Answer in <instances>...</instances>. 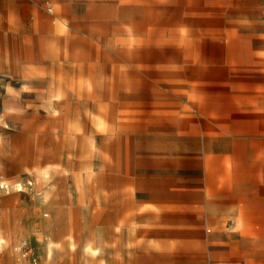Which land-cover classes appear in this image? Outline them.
I'll return each instance as SVG.
<instances>
[{
  "label": "rangeland",
  "instance_id": "1",
  "mask_svg": "<svg viewBox=\"0 0 264 264\" xmlns=\"http://www.w3.org/2000/svg\"><path fill=\"white\" fill-rule=\"evenodd\" d=\"M235 169L263 210L264 0H0V264H264Z\"/></svg>",
  "mask_w": 264,
  "mask_h": 264
},
{
  "label": "crops",
  "instance_id": "2",
  "mask_svg": "<svg viewBox=\"0 0 264 264\" xmlns=\"http://www.w3.org/2000/svg\"><path fill=\"white\" fill-rule=\"evenodd\" d=\"M220 165L222 166V163H220ZM223 170H224V167L221 168V172ZM216 171L210 170V174L209 173L207 174V171H206V178H205V191L206 192H209V191L220 192L221 191V189H219L221 188V185L217 186L218 188L215 186V183L216 184L220 183L218 179V175H217L218 173H216ZM242 176L243 175L238 170L236 169L234 170V173L232 175L233 182L229 183L228 188H227V191H228L227 193L228 195L226 196L227 198L226 201L228 202L227 207L242 209V212H243L242 218L244 222L246 223H261V222L263 223L264 219H261V218L264 217V209L263 210L261 209L262 205L260 203V198H261L260 189L258 186H255V185L246 186V184L242 182L243 181ZM248 191L252 192L251 193L252 199L254 200V198H256L259 202L257 203H254L255 201H252L251 203L248 202L246 200L247 198L246 193H248ZM218 198H219L217 199L218 201L222 200V198L220 197ZM242 250H244V253L248 257L246 259V262L248 264H263L262 258L259 257L260 258L259 259L257 257L258 256L257 254L255 255L252 251H250L251 249H249V245L242 248ZM238 260L239 258L229 259L230 262H236Z\"/></svg>",
  "mask_w": 264,
  "mask_h": 264
},
{
  "label": "bare ground",
  "instance_id": "3",
  "mask_svg": "<svg viewBox=\"0 0 264 264\" xmlns=\"http://www.w3.org/2000/svg\"><path fill=\"white\" fill-rule=\"evenodd\" d=\"M51 21H52V20H51ZM98 38H99V37H98ZM63 47H64V46H63ZM90 77H91V76H90ZM84 79H85V78H84ZM92 79H93V78H92ZM93 81H94V80H93ZM63 84H64V82H63ZM54 85H55V84H54ZM54 85H53V86H54ZM51 86H52V85H51ZM92 86H93V84H92ZM86 88H87V87H86ZM93 88H94V87H93ZM51 89H52V88H51ZM87 89H88V88H87ZM87 89H86V91H87ZM94 91H96V90H94ZM90 93H91V92H90ZM93 93H95V92H93ZM93 93H91V95H92ZM54 94H55V92H54ZM54 94H53V95H52V93L50 94V96L52 95V99H51L52 101H55L56 99H58V96H57V95H54ZM48 97H49V96H48ZM94 98H95V96H94ZM76 103H77V102H76ZM71 105H72V104H71ZM65 111H66V110H65ZM70 111H71V110H70ZM56 113H57V112H56ZM56 113H55V114H56ZM64 119H65V118H64ZM101 119H102V121H104V120H103V117H102ZM59 120H60V119H59ZM62 120H63V119H62ZM69 120H70V119H69ZM70 127H71V126H70ZM69 129H70V128H69ZM46 166H47V165H46ZM44 170L47 171V169H44ZM112 174H113V173H112ZM109 196H110V195H109ZM100 207H101V206H100Z\"/></svg>",
  "mask_w": 264,
  "mask_h": 264
},
{
  "label": "built area",
  "instance_id": "4",
  "mask_svg": "<svg viewBox=\"0 0 264 264\" xmlns=\"http://www.w3.org/2000/svg\"><path fill=\"white\" fill-rule=\"evenodd\" d=\"M50 10L52 11L53 9H52V8H50ZM241 264H244V263H241Z\"/></svg>",
  "mask_w": 264,
  "mask_h": 264
}]
</instances>
